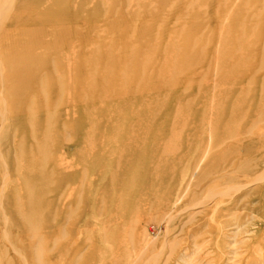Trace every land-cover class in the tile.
I'll use <instances>...</instances> for the list:
<instances>
[{
    "label": "rangeland",
    "instance_id": "rangeland-1",
    "mask_svg": "<svg viewBox=\"0 0 264 264\" xmlns=\"http://www.w3.org/2000/svg\"><path fill=\"white\" fill-rule=\"evenodd\" d=\"M32 6L53 23L18 27L31 77L7 76L22 55L0 57V264H174L186 247L209 253L199 264H264V0ZM12 98L36 105L23 141L39 151L13 136Z\"/></svg>",
    "mask_w": 264,
    "mask_h": 264
},
{
    "label": "bare ground",
    "instance_id": "bare-ground-1",
    "mask_svg": "<svg viewBox=\"0 0 264 264\" xmlns=\"http://www.w3.org/2000/svg\"><path fill=\"white\" fill-rule=\"evenodd\" d=\"M37 1L38 0H36V1L35 0H0V57L1 58H8L10 54H17V55L19 54V55H22L23 57H25V60H23L20 63V65L22 67H20L19 69L13 70V68H16V66H14V65L10 66V67L8 66L9 71L7 72V76L11 80H14V79L26 80L29 77H31V70H32L28 64L29 60L27 61L28 58H26V56L30 55L29 50L24 49L21 43H20L21 44L20 45L17 43L15 44L13 42V40L15 39L18 27H20V26L26 27L29 25H33V26L37 27L36 32H44L46 30L44 28H42L40 25H48V24L53 23V20L51 18H49L47 13H45V14L43 13L40 18H38V17L37 18L33 17L34 19L31 18L33 15H36V13L38 14L39 12H37V10L33 6L28 7V5L29 4L31 5V3H34ZM27 3H28V5H27ZM254 18H257V17H254ZM225 32H226L225 34H228L227 31H225ZM25 40L30 42V43H32V42L36 43V45L38 42L37 36L36 37L35 36H28ZM261 42H262V45L261 44L259 45V50L262 52V56H261L260 60H261V64L264 65V37L261 38ZM250 62H252V60L248 59V62L246 61V64L248 65ZM1 69H4V65H2V66L0 65V70ZM245 69H246V66H245ZM258 69L256 70L255 74H257L261 70L260 67ZM247 72H248V70H246V73ZM261 88H262V86H261ZM7 107H8V112H9V117L7 118L8 124L12 130L13 136L16 139L17 136H20V134H21V136L19 137V138H21V141L19 142V147L26 149V151H29V149L30 150L35 149L37 151L38 149H36L37 148L36 144H32L30 146H27L25 144V141H23V139L26 137V135L30 134L33 137V135L35 134V131H34L35 129H33V126L36 125V122L34 119V112L33 111L35 110L36 105L22 104V103H20L19 100L12 98V99H9V105ZM19 112L25 114V120L23 122H20L19 124H16V125L12 124L13 118ZM25 128L28 130L24 131ZM26 132H28V133H26ZM42 138H44V136ZM48 146H49L48 148L50 150L52 145H48ZM261 160H262V157H261ZM22 161L23 160H21L19 158L16 159L15 163L13 164V167H15L16 169H19ZM255 168H256L255 165L254 166L247 165L245 168H241L242 170H238V171H239V173H242L243 175H245V178L247 179V180L246 179L245 180L247 182H249L250 184L251 183L257 184L261 179H259L260 177H257L255 175ZM237 173L231 172L229 175L230 180L236 179L238 177V175L236 176ZM17 174L20 176V177L18 176L19 179L23 182V187H26V185H28L30 183L29 176H27L26 174H23L21 172H17ZM111 182L115 185H119V180H117L116 178L115 179L112 178ZM261 182H262V180H261ZM261 182H259V183H261ZM245 186H247V184ZM15 192H16V190H15ZM253 194H254L253 191H245V193L243 192L242 195L238 196L235 199L233 198V200H230L231 204L233 206H239V205L245 206L246 203H244L243 201ZM14 199L15 200L18 199V196L16 193L14 194ZM26 204L28 207H30L32 204V201L27 200ZM22 211H23V209H22ZM102 213H103V211L101 212V210L95 209L94 211H92V216H93V218H95L96 221H98V218L103 215ZM22 216L25 217L24 215H22ZM234 220H236V219H234ZM230 227H232V228L235 227V229H236L235 231L239 232V230L243 227L242 220H239V221L236 220V222L234 224L230 225ZM21 229L22 230L26 229L25 231H27L29 229V227L23 226V227H21ZM196 233L197 232L194 231L193 235L195 236ZM236 236H234V237H236ZM137 237H139V236H137ZM140 239H141V237H140ZM232 239H235V238H232ZM101 241L106 242L105 238H103ZM141 241L142 240H140L139 242H141ZM141 244H142V242H141ZM251 249H252V252L255 254H258L262 250L261 246L258 244L251 247ZM105 253H106V250L104 248L99 249V251L96 252V255H94V258L98 260ZM200 253L201 252L199 251L198 248L194 249L192 247H186L182 250H179L176 253L175 258H174V264H199L200 261L207 260L209 253H204V251H203L202 253H204V254H203L202 260H201L202 257H201ZM233 255H236V253L233 252ZM168 256H170V254ZM233 257H235V256H233ZM171 261H173V259H171Z\"/></svg>",
    "mask_w": 264,
    "mask_h": 264
}]
</instances>
